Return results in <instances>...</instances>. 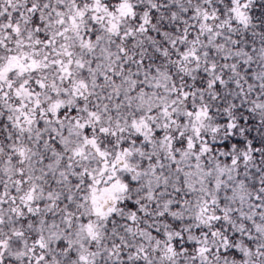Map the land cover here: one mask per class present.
<instances>
[{
    "label": "snow or ice",
    "instance_id": "obj_1",
    "mask_svg": "<svg viewBox=\"0 0 264 264\" xmlns=\"http://www.w3.org/2000/svg\"><path fill=\"white\" fill-rule=\"evenodd\" d=\"M0 264H264V0H0Z\"/></svg>",
    "mask_w": 264,
    "mask_h": 264
}]
</instances>
